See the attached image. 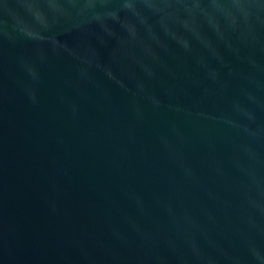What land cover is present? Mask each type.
Listing matches in <instances>:
<instances>
[{
	"label": "water",
	"instance_id": "1",
	"mask_svg": "<svg viewBox=\"0 0 264 264\" xmlns=\"http://www.w3.org/2000/svg\"><path fill=\"white\" fill-rule=\"evenodd\" d=\"M0 264H264V0H0Z\"/></svg>",
	"mask_w": 264,
	"mask_h": 264
}]
</instances>
